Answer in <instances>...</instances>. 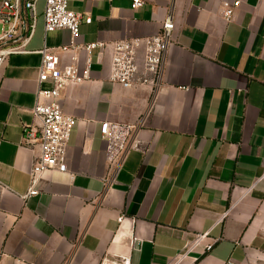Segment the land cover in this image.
<instances>
[{
  "label": "crops",
  "instance_id": "1",
  "mask_svg": "<svg viewBox=\"0 0 264 264\" xmlns=\"http://www.w3.org/2000/svg\"><path fill=\"white\" fill-rule=\"evenodd\" d=\"M142 1L68 0L79 42L152 36L172 11L174 43L158 91L112 83L109 53L93 57L91 79L58 98L77 121L68 170L44 173L27 198L40 146L23 127L37 123L41 56L1 68L0 264H264V0ZM37 6L27 49L59 52L71 34H45ZM104 122L141 123L137 147L111 158Z\"/></svg>",
  "mask_w": 264,
  "mask_h": 264
},
{
  "label": "built area",
  "instance_id": "2",
  "mask_svg": "<svg viewBox=\"0 0 264 264\" xmlns=\"http://www.w3.org/2000/svg\"><path fill=\"white\" fill-rule=\"evenodd\" d=\"M39 0H0V70L8 57L13 54L38 53L41 56L38 74V101L32 109L37 123L23 127L24 141L37 142L40 154L32 172V189L25 198L36 195L35 184L41 176L50 171L66 172L67 146L77 121L66 114L58 98L69 86L80 85L91 79L93 57L102 63L105 55H110L109 81L123 88L150 86L158 91L163 85V72L166 58L174 40L176 23L170 11L161 25L160 31L152 36L128 37L111 42H79L81 15L70 10L68 0H43V24L45 34L66 29L71 34V42L56 48L45 43L41 49L29 50L27 46L37 29ZM240 1L225 3L223 15L231 20ZM143 5L142 0H133V7ZM87 23L91 18L86 19ZM43 83H51L42 89ZM43 97L45 100H39ZM141 123H111L101 125L102 139L108 143L111 158H123L132 148ZM120 222L124 220L121 216ZM205 235H201L200 243ZM212 244L205 246L210 250ZM115 264H131L130 259L122 258Z\"/></svg>",
  "mask_w": 264,
  "mask_h": 264
},
{
  "label": "rangeland",
  "instance_id": "3",
  "mask_svg": "<svg viewBox=\"0 0 264 264\" xmlns=\"http://www.w3.org/2000/svg\"><path fill=\"white\" fill-rule=\"evenodd\" d=\"M1 29H2V25L0 24V32H1Z\"/></svg>",
  "mask_w": 264,
  "mask_h": 264
}]
</instances>
